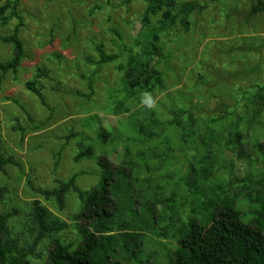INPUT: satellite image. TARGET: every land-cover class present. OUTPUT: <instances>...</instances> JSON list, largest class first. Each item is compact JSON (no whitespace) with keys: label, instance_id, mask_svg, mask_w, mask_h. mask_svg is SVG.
Here are the masks:
<instances>
[{"label":"trees","instance_id":"16d2710c","mask_svg":"<svg viewBox=\"0 0 264 264\" xmlns=\"http://www.w3.org/2000/svg\"><path fill=\"white\" fill-rule=\"evenodd\" d=\"M22 1L0 0V44L12 48L0 59V93L11 75L15 81L20 74L26 76L25 89L49 113L33 131L48 127L58 116L52 100L79 99L82 127L70 123L69 133L59 137L66 142L54 154V172L75 139L74 162L94 163L100 180L82 190L77 180L88 173L85 169L67 181L57 179L52 189L36 187L29 178L33 193L58 211L67 209L72 195L80 206L69 223L35 199L32 211L22 217L6 180L12 177L10 167L21 175L24 166L0 135V208L13 205L0 209V264H264V34L259 32L264 0H213L226 22L220 29L229 33L227 44L220 42L217 60L201 56L198 66L207 68L191 69L194 85L173 92L168 80L174 72L171 44L180 46L184 37H178L194 31L196 14L210 13L207 1L141 0L145 8L136 18L140 28L129 42L113 24L99 37L88 36L90 51L75 55L67 47L79 49V25L93 24L109 1L95 2L87 19L67 11L71 31L57 46V21L51 40L27 44L23 37L32 29V14L21 8ZM107 20L112 21L110 14ZM208 22L201 36L214 32L216 19ZM106 33L112 35L108 41ZM47 45L50 51H45ZM108 65L120 75L117 86L103 77ZM163 94L164 100L149 107L148 96L155 101ZM4 98L34 122L25 104L10 95ZM70 107L62 110L65 118L74 115ZM100 110L127 116L122 137L95 126ZM11 116L16 121L12 129L24 138L20 116ZM228 155L230 161H224ZM239 163L247 165L243 174ZM241 195L256 207L257 224L241 220L236 209ZM227 197L232 198L229 203ZM66 231L75 233L76 240L68 241ZM45 243L50 248L43 251Z\"/></svg>","mask_w":264,"mask_h":264},{"label":"rangeland","instance_id":"374dc122","mask_svg":"<svg viewBox=\"0 0 264 264\" xmlns=\"http://www.w3.org/2000/svg\"><path fill=\"white\" fill-rule=\"evenodd\" d=\"M76 4H72L70 0H23L22 9L26 12L29 11L32 16L28 17V22L31 26V30L26 32V35L23 37L26 40L27 44H36V41L46 40L49 41L52 39L50 30L53 26V22L57 21L60 28L59 33L55 34V43L56 46L63 42L67 33L71 31L69 27L72 16L67 15V11L72 10L74 16L79 19L85 18L88 14V10L95 2L106 3L109 1V5L105 6L104 9L97 14L94 18V23L92 24H80V36L83 41L79 45V49L76 50V46L70 48L68 45V50L70 55H75L80 52L82 49L90 51V46L85 40L88 36H97L105 33V29H108L111 25H116L120 29H123L126 36V41L131 40V36L138 33L140 25L136 22V18L140 12L145 8V3L141 0L133 1L129 6L124 4V0H75ZM201 2L207 1L209 3V12L205 14L195 15L198 19L197 26L194 27V31L191 33H184L180 37L182 43L180 46H177L175 43L171 44L173 48L172 59L170 61L171 67L174 72H171L168 76L169 83L171 85L170 92L174 90H183L187 87H190L196 83V76L192 74L191 69L196 67L207 68L205 65H199L201 63V56L206 58L214 57L216 60L220 56V42L226 46L227 36H229L226 29H220V27H225V20L222 19V16L219 13V9L214 5L213 0H200ZM221 2V1H220ZM223 2V1H222ZM130 9V12H128ZM75 11V12H73ZM112 16V21L107 20L108 15ZM38 16V17H37ZM194 16V18H195ZM59 18V19H57ZM215 18L216 22L213 25L214 32L206 31L205 35L201 36L200 32L202 31V26L209 24L208 20ZM130 21L129 24L126 21ZM221 20V22L219 21ZM133 26H136L135 29H132ZM262 29H259L260 34H264V24L261 25ZM41 35L37 37V34ZM255 35V33H253ZM112 35L106 33L105 39L110 40ZM51 46L47 45L45 51H50ZM12 48L9 45L0 44V59L11 54ZM95 55V54H94ZM27 63H30L26 61ZM262 76L264 77V51L262 54V66H261ZM20 81H15L10 76L6 80V83L1 87L0 93V135L4 139V145L14 153V155L19 158L23 163V171L19 175V170L15 167H10L11 178L6 181L12 188V194L10 196L11 202L14 206L21 207L22 217L26 216V213L31 210V201L35 199H40L45 203L53 213L60 215L62 218L71 223L72 215L78 210L80 206V201L76 195H72L68 200L67 209L64 212H60L57 208L49 201H45L44 198L39 197L36 193H33L31 187L28 185L27 180L30 178L33 185L39 188L52 189L56 186V180H65L67 181L71 175L82 171L85 169L88 173L81 175L77 184L82 190H88L98 185L100 177H98V167L89 161L78 163L74 162L76 142L75 139H72L71 143L63 151V158L61 164L57 170H55V161L54 156L55 152L59 150L61 145L66 142L64 139H60L64 134H68V126L75 124L77 128L82 127L80 125V120L83 115L79 116L76 108L77 104H80L79 99H69L60 100L56 98L51 101L53 106H56L58 116L53 120L50 125L46 128L33 131L31 128L39 124L42 120L47 119L49 113L41 106L39 100L31 95L25 89L26 76L20 74ZM103 77L107 78L110 81V86H117L120 83V75L114 69V66H107ZM246 85V84H241ZM6 95L17 98L26 107L32 112L34 122L30 123L29 118L24 117L23 111L18 108L15 104H12L10 100L5 99ZM104 93H101L103 98ZM165 94L156 97L155 103L153 106L157 105V101L164 100ZM70 105L71 112L74 115H71L68 118H65L62 114V110L66 112L64 106ZM99 117L95 126L97 128L108 129L111 128L119 137H122L120 134V129L123 126L126 115L120 116H109L104 110H100ZM17 115L21 118V125H25L26 135L22 138L21 131H15L12 129V125L16 123L13 120L11 115ZM21 144V146H19ZM231 154V153H230ZM232 155V154H231ZM233 156V155H232ZM112 160L116 159V153L111 155ZM231 156H226L224 161H230ZM238 172L240 174L245 173L247 169L246 164H238ZM3 176V175H1ZM21 176V177H20ZM14 186H13V185ZM230 198V197H229ZM232 199V198H231ZM228 197L226 201L228 203L231 201ZM222 202V201H221ZM10 206H3L0 209L7 210ZM255 206L248 200L247 197L241 195L239 200L236 203V209L240 211V218L246 223L253 222L257 224L258 221L255 217L254 210ZM32 211V210H31ZM30 213V212H28ZM32 213V212H31ZM69 241H75V233L66 231L63 235ZM50 248V243L41 244L40 249L46 251ZM139 264H146L145 261L140 260Z\"/></svg>","mask_w":264,"mask_h":264},{"label":"clouds","instance_id":"9594fccd","mask_svg":"<svg viewBox=\"0 0 264 264\" xmlns=\"http://www.w3.org/2000/svg\"><path fill=\"white\" fill-rule=\"evenodd\" d=\"M146 102L148 103L149 107L153 106V104L155 103V101L151 98V96H148Z\"/></svg>","mask_w":264,"mask_h":264}]
</instances>
